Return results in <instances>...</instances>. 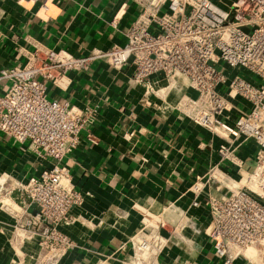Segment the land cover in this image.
Listing matches in <instances>:
<instances>
[{
  "label": "crops",
  "instance_id": "0c3cea01",
  "mask_svg": "<svg viewBox=\"0 0 264 264\" xmlns=\"http://www.w3.org/2000/svg\"><path fill=\"white\" fill-rule=\"evenodd\" d=\"M139 8L135 0H0V67L22 63L36 47L81 55L122 44ZM132 73L130 65L116 69L97 57L87 68L69 71L65 88L47 83L50 97L77 105L88 117L76 147L61 160L81 192L80 203L56 223L70 239L67 247L39 243L23 219L38 205L16 187L53 160L0 131V264H125L130 239L149 235L153 216L168 220L160 228L166 241L158 264H221L205 232L210 224L204 200L230 193L237 172L253 167L256 144L230 135L226 141L241 162L221 160V135L193 123L175 105L182 77L168 82L151 75L159 89L147 91ZM7 84L0 82V93ZM211 169L216 174L207 180ZM197 176L201 202L191 207ZM235 262L250 264L243 257Z\"/></svg>",
  "mask_w": 264,
  "mask_h": 264
},
{
  "label": "built area",
  "instance_id": "2783aa9c",
  "mask_svg": "<svg viewBox=\"0 0 264 264\" xmlns=\"http://www.w3.org/2000/svg\"><path fill=\"white\" fill-rule=\"evenodd\" d=\"M135 1L139 12L122 44L81 55L36 47L22 63L0 67V82L8 83L0 93V131L53 160L16 186L39 208L23 218L24 224L39 234L41 245H70L56 223L80 203L81 192L61 160L76 147L88 117L77 105L50 97L47 83L65 88L69 71L85 69L102 57L116 69L132 66V79L147 91L155 89L151 75L160 74L168 82L182 77L185 85L175 105L193 123L221 135V160L241 162L226 141L230 135L255 142L253 167L237 172L230 193L223 198L206 195L210 230L205 232L221 264H236L239 257L264 264V0ZM215 172L211 169L207 180ZM192 189L195 207L201 202L200 176ZM148 221L149 235L130 239L133 250L125 264H158L166 241L160 228L168 220L153 216ZM254 246L258 263L245 253Z\"/></svg>",
  "mask_w": 264,
  "mask_h": 264
},
{
  "label": "rangeland",
  "instance_id": "374dc122",
  "mask_svg": "<svg viewBox=\"0 0 264 264\" xmlns=\"http://www.w3.org/2000/svg\"><path fill=\"white\" fill-rule=\"evenodd\" d=\"M166 84V81H165V83H163L162 85H159V86H164ZM157 88H159V87H155V89H157ZM159 95V94H158ZM1 198H3V196H1L0 195V199ZM7 206H10V205H7ZM167 225V224H166ZM165 225V226H166ZM167 227H169L170 228V226L168 225ZM163 228V227H162ZM249 252H251L252 254V257H251V259H253V261H257V263H258V261H260V259H259V256H258V250H257V247L256 246H254V247H249L248 249H247Z\"/></svg>",
  "mask_w": 264,
  "mask_h": 264
},
{
  "label": "bare ground",
  "instance_id": "6f19581e",
  "mask_svg": "<svg viewBox=\"0 0 264 264\" xmlns=\"http://www.w3.org/2000/svg\"><path fill=\"white\" fill-rule=\"evenodd\" d=\"M172 79H173V78H172ZM1 202H2V204H5V205H12L11 201L8 200V199H2ZM245 253H246L248 256L252 257V255H251L252 253L249 252L247 249H246Z\"/></svg>",
  "mask_w": 264,
  "mask_h": 264
}]
</instances>
